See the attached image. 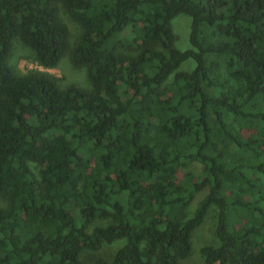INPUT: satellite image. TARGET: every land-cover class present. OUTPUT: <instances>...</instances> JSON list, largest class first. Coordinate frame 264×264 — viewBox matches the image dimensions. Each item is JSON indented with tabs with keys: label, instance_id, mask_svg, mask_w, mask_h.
Instances as JSON below:
<instances>
[{
	"label": "trees",
	"instance_id": "obj_1",
	"mask_svg": "<svg viewBox=\"0 0 264 264\" xmlns=\"http://www.w3.org/2000/svg\"><path fill=\"white\" fill-rule=\"evenodd\" d=\"M57 4L79 27L70 61L88 90L6 61L17 39L57 65ZM0 194V264H82L120 238L90 264H177L211 205L219 243L194 264H264V0H0Z\"/></svg>",
	"mask_w": 264,
	"mask_h": 264
},
{
	"label": "rangeland",
	"instance_id": "obj_2",
	"mask_svg": "<svg viewBox=\"0 0 264 264\" xmlns=\"http://www.w3.org/2000/svg\"><path fill=\"white\" fill-rule=\"evenodd\" d=\"M57 16L59 20L66 26L68 30L67 37V48L59 58L57 65L53 68H44L39 66L33 59V54L28 47L23 45L19 40H12L10 52L6 58V61L10 68L15 73L23 74L28 71L38 70L45 71L54 76L56 83L59 87L66 85H75L81 89H90V84L87 79L86 70L84 67H75L70 61V47L74 43L78 33V25L72 21L67 15L65 10L60 4H57ZM170 27L173 34V46L178 50H184L189 47L188 44V30H189V18L181 13L176 14L170 20ZM117 52L122 55L132 54L130 49L117 47ZM193 63L190 59H187L180 63L177 70L187 71L192 67ZM171 79L169 76L168 81ZM29 166L36 173L37 166L29 162ZM188 173V177L196 179L201 175L202 165L199 162H190L184 169ZM205 190L197 193L196 198L191 204L187 206V215H190L195 204V200L204 194ZM6 205L5 198L0 194V207ZM106 221L95 220L89 227L93 225H103ZM215 225V207L209 206L205 212L202 221L199 225L195 226L189 236L190 249L188 255L180 260L177 264H194L201 260L199 248L203 245H218V239L214 232ZM125 242L124 238L116 239L111 243L102 244L101 247L96 251L83 249L79 253V260L82 264H90L96 258H103L109 260L114 251Z\"/></svg>",
	"mask_w": 264,
	"mask_h": 264
}]
</instances>
